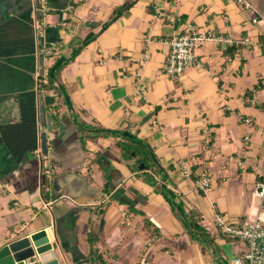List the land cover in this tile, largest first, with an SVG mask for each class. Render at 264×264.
Instances as JSON below:
<instances>
[{"label": "crops", "instance_id": "crops-1", "mask_svg": "<svg viewBox=\"0 0 264 264\" xmlns=\"http://www.w3.org/2000/svg\"><path fill=\"white\" fill-rule=\"evenodd\" d=\"M247 1L0 0V248L47 229L61 264H232L244 242L216 217L264 204V0ZM189 23L238 43L207 41L202 67L171 76L168 41ZM74 52L59 92L41 90ZM100 128L128 130L152 165Z\"/></svg>", "mask_w": 264, "mask_h": 264}, {"label": "built area", "instance_id": "built-area-1", "mask_svg": "<svg viewBox=\"0 0 264 264\" xmlns=\"http://www.w3.org/2000/svg\"><path fill=\"white\" fill-rule=\"evenodd\" d=\"M39 9L43 13L50 11V0H38ZM75 1V0H71ZM239 4L246 8L252 7L247 0H236ZM226 42L228 45L238 43L232 36H224L214 31L202 30L196 24L189 23L185 31L174 35L169 41L170 53L165 64V71L171 76L181 75L186 69L191 67H202V62L198 59L199 48L207 41ZM244 42L248 43L249 39L244 38ZM49 53H52L50 50ZM101 62H103V52L100 50ZM146 88L142 84L136 90V97L146 98ZM250 121L249 118L246 119ZM249 140V136H245ZM240 166H244L239 161ZM50 174V171H47ZM189 173V172H188ZM196 187L207 190L212 185V178L206 172H200L195 180ZM255 193L260 198H264V175L258 181ZM216 224L222 231L244 242L243 251L235 256L232 264H264V204L253 218H246L240 224L233 225L226 222L224 216L216 217ZM26 264H40V259L30 258Z\"/></svg>", "mask_w": 264, "mask_h": 264}, {"label": "water", "instance_id": "water-1", "mask_svg": "<svg viewBox=\"0 0 264 264\" xmlns=\"http://www.w3.org/2000/svg\"><path fill=\"white\" fill-rule=\"evenodd\" d=\"M67 102L71 105L68 97ZM58 241L57 233L53 235L47 229L10 241L0 248V264H26L36 254L40 264H61L56 251Z\"/></svg>", "mask_w": 264, "mask_h": 264}, {"label": "trees", "instance_id": "trees-1", "mask_svg": "<svg viewBox=\"0 0 264 264\" xmlns=\"http://www.w3.org/2000/svg\"><path fill=\"white\" fill-rule=\"evenodd\" d=\"M128 7H129V4L124 5L119 10L118 14L122 13V11H124ZM90 39L91 38H88L85 41V44H87L90 41ZM76 52H74L73 56H71V58H68V59H65V58H62V57H58L55 60V62L51 66L48 67L47 73L45 75L39 76V88L41 90H45V91L52 90L54 92H59L60 85L58 83V74H59L60 70L68 63V61L74 57ZM52 107H54V106H52ZM53 117L55 119L57 117V115L54 114ZM99 130L101 132L112 133V134H114L116 136H120L121 138L126 139V141H128V142H124V141H120L119 140L118 141V145L121 147L123 155L128 157V158L129 157H133V155L136 154V152L133 150V148L131 146H129V145H132V143H138V144L141 145L143 143L140 139H138L134 135L130 134V132L128 130L125 131V132H123L122 130H111V129H103V128H100ZM141 161H142V158L138 157L137 158V162L141 163ZM160 169H162V168H160ZM45 183L43 185V188H44L45 185H49V180H46ZM107 185H108V183L106 182V184H105L106 187L105 188H107ZM47 196H48V194H47V192H45L44 193V197L46 199H47ZM169 200H171V197H170ZM174 207H177L180 210V212L182 213L185 221H187V217L184 214L182 208L177 206V205H175ZM188 220H189V218H188ZM188 224H189V228H191V226H193V221L192 222L189 221ZM194 227H198V224L194 223Z\"/></svg>", "mask_w": 264, "mask_h": 264}, {"label": "rangeland", "instance_id": "rangeland-1", "mask_svg": "<svg viewBox=\"0 0 264 264\" xmlns=\"http://www.w3.org/2000/svg\"><path fill=\"white\" fill-rule=\"evenodd\" d=\"M132 145H133V150L136 153H139V155L142 157V161L139 164V166L141 164H144L145 166L152 165V157H151L150 151L146 147H144L138 143H132ZM136 162H137V159H136Z\"/></svg>", "mask_w": 264, "mask_h": 264}]
</instances>
